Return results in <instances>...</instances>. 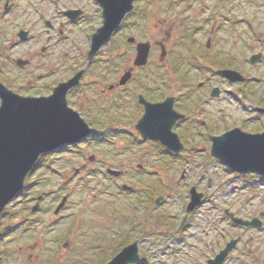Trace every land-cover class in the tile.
Listing matches in <instances>:
<instances>
[{"label": "rangeland", "instance_id": "374dc122", "mask_svg": "<svg viewBox=\"0 0 264 264\" xmlns=\"http://www.w3.org/2000/svg\"><path fill=\"white\" fill-rule=\"evenodd\" d=\"M12 1L11 21L5 23L8 19L0 17V32H4L0 35V68L5 77L25 78V85L31 72L35 80L36 72L54 71L58 76L46 84H56L85 68V42H77V47L74 43L61 46L57 57L48 54L44 58L39 55L44 41L39 46V39L19 42L16 33L21 28L36 38L46 30L43 24L33 22L37 19L35 9L44 3ZM4 3L0 0V16ZM52 8L45 3L42 10L51 16ZM136 10L137 15L128 18L136 21V26L124 28L104 48L69 102L94 127L97 137L110 140L63 149L46 157L44 165L28 176L23 194L0 216V264H106L145 233L140 264H205L207 257L200 248L216 242L222 246L224 240L234 238H241V242L226 264H264V228L232 229L218 216L228 208L240 212L245 220L260 218L264 214V179L237 175L217 162L210 155L211 142L204 136L236 126L246 131L256 129L247 123L254 113L243 105H229L227 117H223L209 91L221 84L217 70L233 68L255 80L257 97H264V39L260 40L264 38V0H138ZM167 35V57L160 62L161 50L156 43ZM130 37L151 42L149 62L137 69L122 92L102 99L101 88L115 84L132 66L135 53L127 42ZM261 53V62L251 65V56ZM16 59L31 60V66L17 67ZM202 83L204 88L199 89ZM238 87L227 84L221 88L236 93ZM141 94L151 101L174 95L180 109L191 111L188 121L174 128L185 148L180 155L165 154L158 143L143 140L135 130L136 121L130 117L141 111L135 102ZM225 95H229L228 90ZM249 106L264 104L245 103ZM204 119L207 122H201ZM128 132L136 133L138 140ZM199 132L203 135L190 139ZM108 168L120 172L119 178L107 177ZM122 185L134 191L125 192ZM192 187L204 193V204L180 233L177 224L185 216ZM159 196L163 201L156 206ZM41 197L39 212L32 214ZM65 197L64 208L56 216ZM240 207L244 209L240 211ZM261 219L264 223V217ZM215 227H219L217 231ZM202 229L209 231L202 234ZM222 229L225 239L220 236Z\"/></svg>", "mask_w": 264, "mask_h": 264}, {"label": "water", "instance_id": "95a60500", "mask_svg": "<svg viewBox=\"0 0 264 264\" xmlns=\"http://www.w3.org/2000/svg\"><path fill=\"white\" fill-rule=\"evenodd\" d=\"M103 6L104 25L93 36L89 60L103 46L110 42L114 31L125 16L133 9L134 0H98ZM27 34L21 35L25 39ZM130 42H134L131 40ZM151 45L139 43L134 64L138 67L148 63ZM165 55L163 49L162 57ZM259 57L252 58L255 63ZM229 79L244 80L232 70L221 72ZM82 72L66 83L58 85L50 97H22L0 84V214L7 204L22 190L27 175L33 170L40 157L54 151L61 145L75 144L88 135L89 128L78 113L67 103V93L79 83ZM130 73H125L121 84L125 85ZM145 114L137 125L143 138L159 141L175 153L183 146L173 132L175 123L183 117L174 110V99L151 104L142 97ZM264 112V110H262ZM151 115L150 120L145 117ZM227 145V147H224ZM211 154L234 171L243 175L257 173L264 177V133L248 134L234 129L220 137L213 138ZM118 176L119 173L111 172ZM127 189V187H125ZM162 198L157 200V204ZM202 194L196 189L191 191V203L188 213L200 203ZM66 202L63 200L56 214ZM37 208L34 209L36 211ZM235 223L244 226L261 227L258 221L244 222L234 218ZM237 242L229 244L210 264H222ZM137 264L140 262L138 243H135L117 255L108 264Z\"/></svg>", "mask_w": 264, "mask_h": 264}, {"label": "flooded vegetation", "instance_id": "af4514ba", "mask_svg": "<svg viewBox=\"0 0 264 264\" xmlns=\"http://www.w3.org/2000/svg\"><path fill=\"white\" fill-rule=\"evenodd\" d=\"M42 1H43L44 5L46 3L47 5L53 7L51 16L45 15V13L42 10V8L44 9V5H43V7L41 9L40 8L35 9L34 14L37 16V19H34L33 22H35L37 24H43V26L45 27L46 30L43 31V33H38V36L36 38L35 36H33L31 34L30 31L25 30V28H21L16 33V39H18L19 42H25V43L32 41L34 39H39L40 42L37 44V46L41 45V41L42 42L44 41L45 45L41 46L40 52H39L40 53L39 55H41L42 58H44L48 54L50 57H57L58 53L61 50V46L63 47V46H67V44L74 43L75 46L77 47L78 46L76 44L77 42L78 43L79 42L80 43L85 42V44L87 45V51L85 53V57H86L85 68L78 69L76 72H73L66 79H63L61 81H55L56 84H53V82L51 84H46V82L48 80H52L55 77H57L58 72H54V71H50L49 73L47 71H45V73L36 72L37 75H35V77H36L35 80L33 78L35 73L31 72V74H30L31 76H30V78L26 79L25 85H24L25 78H13V79L7 78L8 76L5 77L4 75H6V74L5 73L3 74L2 68H0V84H2L5 88L12 91L16 95H19L22 97H34V98L49 97L50 95H52L54 93V89L57 88L59 84L66 83V82L70 81L72 78H74L76 75H78L79 73L82 72V75L79 78L78 85L75 86L74 88L70 89L67 93L66 99H67V103L69 104L71 96L73 97L72 94L76 93L77 90H79V88L82 85V82H83V80L87 74L88 69L93 64H95L97 62L98 57L100 56V53L104 50V48L106 46L110 45L111 42L114 40V38L119 33H121L124 28H127L128 26H130V27L136 26V21H129L128 18L129 17L133 18L137 15L136 2L138 0H134L132 11L125 16V18L121 22L120 26L114 31L113 35L111 36L110 42L107 45L103 46L100 50H98L91 60H89V53L91 51L93 36L97 33V30L104 25V21H105L104 20L103 6L101 5V3L98 0H42ZM12 2H13L12 0H5V3L3 5V9L1 11L2 16H0V17L1 18L3 17V19H8V22L4 20L5 23H9V19L11 21V18H9V17L11 16L10 14H11V11L13 10V6H14V4ZM87 5H89V6H87ZM25 33L27 34V36L25 39H23L21 37V35H23ZM0 35H4V32H0ZM131 40H134V42H130ZM169 41H170V36L167 35L166 39H163V40L156 43V45L161 50V55L163 53V49L165 50V55L163 57L160 56V62H164L165 58L167 57V53H168L167 44L169 43ZM127 42L130 45V47L131 46L133 47L132 50L135 53V57L132 60V66H130L125 71L127 73H130V78L128 79V81H126L125 85L121 84L122 79L124 77V73H125L124 72L115 84L108 85L106 89L101 88L100 98H102V99L107 98V96H111L114 93L122 92L123 89L126 88V86L132 81L134 73L137 71V69L144 67V66L138 67L134 64V61H135L136 55H137V45L140 42H137L134 37L128 38ZM145 43H149L151 45V50H152L151 42L147 41ZM0 47H1V45H0ZM77 50H78L79 55L82 54L84 56V52H82L80 50V48H77ZM66 54L68 55L69 52ZM130 56H131V54L129 55V57ZM261 57L263 59V54ZM130 59H132V58L130 57ZM15 64L17 67L25 69L26 67L29 68L31 66V60L16 59ZM227 69H233V68H227ZM223 70H217V72H216L217 77L221 76L220 77L221 81L219 82L221 84H219V85H221V87H223L224 85H227V84L230 86L237 85V87L238 86L239 87H238L236 93H234L233 90L230 91L229 89H226L224 91L217 84L210 89V91H209L210 95L209 96L212 98V100H215L216 105L218 107H221L220 113L223 115V117H227L224 115L226 114V111L228 109L227 107L229 105H232V104H238L239 106L243 105L245 110H249L250 113H254V116L248 117L247 123L254 125V127L256 129H254L252 131H246L241 126L240 127L236 126L233 128H225V130L222 133L219 132L220 134H217V135H215L213 133L212 134L206 133L204 135L205 138L211 142L210 152L212 151L213 138L220 137V136H222L228 132H231L234 129H240V130L248 132L249 134H252V135L261 134L264 132V112L262 111V110H264V106L263 107L257 106V107H253V108L251 106H249L250 109L245 107V103L246 104H248V103L249 104H260V105L264 104V97L263 96L257 97L259 87L256 86V84H255L256 81L251 79L250 77L245 76L244 74H242L241 72H239L237 70L236 71L239 72L245 78L244 80L239 81V79H234V80L227 79V78H224L220 74V72ZM23 79H24V81H22ZM98 81L99 80L97 79L94 81V83L97 84ZM210 81H212V80H210ZM198 87H199V89H203L204 84L202 83ZM45 90H49V93H44ZM227 90L229 91V95H225V94H227ZM232 96H234V97L231 98ZM238 96H240V98ZM141 97L147 103L150 102L152 104L159 103V102L165 101V100L170 99V98H174V100H175L174 109L179 114H181L183 116V119L181 121H179L176 124V126L179 123L187 122L188 119L190 118L189 116L191 114V111L186 109V108L180 109L179 108L180 105L176 104L177 97H175L174 95L161 96L162 98H164L162 101H151L149 98H147L146 96L141 94V95L137 96V98H135L136 99L135 102L137 104L136 109L141 110V111H139L136 114H134V112H135L134 111L132 113L133 116L130 117L133 121H136L134 127H135V130L137 132H138V129H137L138 122L142 118V116L145 114V104H143L141 102V99H140ZM73 98H75V97H73ZM238 99H240V100H238ZM253 99H255V100H253ZM0 104H1V98H0ZM195 105H199V104H195ZM191 108L193 109V107H191ZM79 111H77V112L80 113ZM80 115H81V113H80ZM201 122L204 123L207 121H206V119H204V120H201ZM88 125L90 126L92 131L86 140H88L90 137L102 139L101 135H99V137H97L94 134V132H95L94 127L92 125H90V123H88ZM215 126H217V122H216ZM127 134L130 136H137L136 133H132V132H128ZM202 135L203 134L201 132H199L196 134L195 137L192 136L190 139L191 140L197 139ZM140 137L143 140H146V141L148 140L150 142H154V141H151L149 139H144L141 134H140ZM160 148L164 153L170 155V152L166 148L162 147L161 145H160ZM59 150H63V147H62V149H59ZM262 179H264V178H262ZM200 206L201 205H199L197 210L200 209ZM217 209H219V208L217 207ZM217 209H216V211H217ZM243 209L244 208L240 207V211H242ZM219 214L221 217L219 219H221L222 221L227 220L232 229H239V230L248 231L251 229L261 230L264 228V223L261 219L264 217V214H262L260 216V218L254 217L250 220H245V219L241 218L240 212L234 213L228 208L223 209V211L221 210L220 213H218V216H219ZM234 218L239 219V220H243V221H254V220H256L259 222L261 227H244V226H241L240 224L235 223ZM189 222H190V217L188 219L184 220L183 223L180 222L178 224L179 229H180L179 230L180 233L185 231L186 226ZM218 228L219 227H215L216 231L218 230ZM204 231L206 232L209 230L208 229H202L201 230L202 234ZM220 236L223 239H225L224 238L225 234H224L223 229H222V232L220 233ZM234 239H236L238 243L229 252V255H228L226 261L224 262V264H226L229 256L233 253V251L237 248V246L241 242V238H234ZM234 239L224 240V244L222 246H219V242H216L215 246L214 245H207V246H205V248H200L201 247L200 246L199 252L201 254H204L203 255L204 257H207L205 260V264H209V261L211 259L215 258L228 245V243L233 241ZM196 251H198V250H195L194 252H196ZM187 252L188 253L193 252V250H188ZM208 252H210L209 255H208ZM201 254H198V256L199 255L201 256ZM189 264H199V262L198 261H192V262H189Z\"/></svg>", "mask_w": 264, "mask_h": 264}, {"label": "snow or ice", "instance_id": "6c2138e0", "mask_svg": "<svg viewBox=\"0 0 264 264\" xmlns=\"http://www.w3.org/2000/svg\"><path fill=\"white\" fill-rule=\"evenodd\" d=\"M151 115L149 114V116L145 117L146 120H150ZM224 147H227V145H224ZM124 264H126V262H124Z\"/></svg>", "mask_w": 264, "mask_h": 264}, {"label": "trees", "instance_id": "16d2710c", "mask_svg": "<svg viewBox=\"0 0 264 264\" xmlns=\"http://www.w3.org/2000/svg\"><path fill=\"white\" fill-rule=\"evenodd\" d=\"M45 156H46V155H45ZM45 156L42 157L41 162H43V161L45 160V158H46ZM155 191H156V190H155Z\"/></svg>", "mask_w": 264, "mask_h": 264}]
</instances>
